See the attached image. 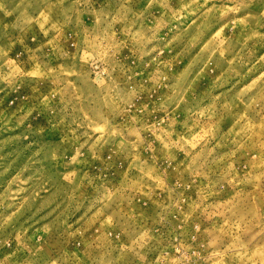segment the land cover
<instances>
[{
    "label": "rangeland",
    "instance_id": "1",
    "mask_svg": "<svg viewBox=\"0 0 264 264\" xmlns=\"http://www.w3.org/2000/svg\"><path fill=\"white\" fill-rule=\"evenodd\" d=\"M0 264H264V0H0Z\"/></svg>",
    "mask_w": 264,
    "mask_h": 264
}]
</instances>
